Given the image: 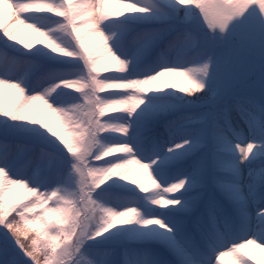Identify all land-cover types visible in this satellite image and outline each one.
<instances>
[{
    "label": "snow or ice",
    "instance_id": "1",
    "mask_svg": "<svg viewBox=\"0 0 264 264\" xmlns=\"http://www.w3.org/2000/svg\"><path fill=\"white\" fill-rule=\"evenodd\" d=\"M37 13L56 17L57 27L34 25ZM0 14V36L30 51L46 47L57 54L54 59L68 57L64 63L72 65L56 67L35 55L0 52V93L9 88L28 97L20 113L10 111L13 105H5V111L11 119L18 115L41 125L47 131L38 141L49 145L38 155L35 174L26 178L18 167L15 174L9 171L19 155L0 144L5 161L0 168L8 176L0 187V264H222L228 255L237 264H253L248 246L264 249V0H150V5L140 0H7ZM14 22L43 39L19 38ZM105 24L114 31L103 30ZM57 30L70 36L72 47L49 48L45 34ZM20 67L28 70L25 76L35 75V84L17 75ZM93 73L99 74L93 76L98 84L123 82L100 93L107 97L100 119L111 115L108 103L127 110L124 131L132 137L134 154L166 189L167 199L157 206L167 213L127 211L138 204L102 191L113 177L105 176L99 187L86 181V173L95 177L100 163L91 161L86 171L81 166L91 150L86 130L63 138L55 129L48 131L46 100L52 88L41 91L40 82L65 89L67 98L77 101L74 107L83 109L89 101L79 88ZM169 86L206 87L212 102L201 106L179 97L182 104L156 105L147 95ZM39 106L43 114L36 111ZM155 124L158 132L152 131ZM14 189L22 194L10 199ZM97 208L104 214L99 222L87 214ZM133 224L159 227H117ZM147 237L159 240L164 251L148 252L131 243Z\"/></svg>",
    "mask_w": 264,
    "mask_h": 264
},
{
    "label": "clouds",
    "instance_id": "2",
    "mask_svg": "<svg viewBox=\"0 0 264 264\" xmlns=\"http://www.w3.org/2000/svg\"><path fill=\"white\" fill-rule=\"evenodd\" d=\"M100 3L110 4L112 0H100ZM52 19L56 20L57 18L52 17ZM33 23L37 25V23ZM103 30L111 32L114 31V27L105 24ZM45 38L51 41V43H49V48H52L53 45L59 46V44H64L68 47L73 46L70 36L61 30L54 31L51 35L46 33ZM52 50L55 51V48H52ZM119 74L120 72L112 73V75ZM93 76L99 77V74L93 73L87 76L86 80L79 88L89 101L87 106L83 109L74 107L77 101L67 98L65 89H60L59 86L53 88V82L51 81L40 82L39 87L41 91L52 88L50 99L46 100L48 108L45 113V119L48 121V131H53V129H55L54 134L63 138L65 134H79L86 130L87 135L85 137V144L90 145L91 150L88 152V156L85 157V161H81V166L86 171L91 161L100 162L95 165L97 168L96 176L92 177L86 173V181L89 184L95 181L96 187L104 183L105 176L118 177L123 181L129 182L128 184H121L120 180H112V183L105 185L102 191H108L113 187L123 189L125 193L123 196V203H135L139 205L138 208H128L126 210L135 213L144 209L145 212L142 215H146L147 211L151 209V205H157L161 201L167 199L168 193L160 181L157 180L156 175L153 174L151 166H146L144 162L134 154L136 150L132 148V137L124 131L127 126L128 118L122 114L127 113V110L117 103H108L107 112L111 113V115L106 116L105 119H100V116L104 115V112L100 111L101 104L107 99V97L101 96L100 93L105 92L107 85H111L113 89H119L123 87V82L105 79L102 84H98L97 80L93 79ZM201 79L206 81L208 77L207 75H202ZM69 87H75V85H69ZM170 87L175 88V86ZM140 90L142 89L138 87L137 91ZM180 90L182 92L187 91L185 89ZM206 93V87L193 89L187 91V96L184 97V99L197 105L206 106L212 102L211 94L206 95ZM73 95L75 94L73 93ZM117 95H124V93H117ZM193 97L194 99H190ZM27 102L28 97H22L19 103L12 106L10 111L12 113H20ZM238 102V100H233L231 103L235 104ZM0 112L4 113V116L0 117V120L4 121V126L7 128L16 127L12 124V121L22 120L18 115L11 120H6L5 117L9 118V112L5 111V105L3 104H0ZM69 121L71 124L66 127L65 125H67ZM97 121H99V124H97ZM4 126H0V144H8L13 155H19L17 167L27 175L29 167H35L38 155L46 151L49 145L45 142L33 145V143L19 136L5 135ZM102 132L104 135H101ZM42 133V131L36 130L33 135L39 138ZM72 138L78 139L79 137L73 136ZM125 141L129 142L125 143ZM93 153H95V155H93ZM141 154L147 158L146 153ZM106 157H110L111 159H105ZM0 163H5V161L0 160ZM9 171L13 174L16 173V171H13V168H9ZM129 177H132V179L130 180ZM7 179L8 176L5 170L0 168V184H4ZM20 183H25V187L27 186L25 181H20ZM165 183H167L166 180ZM137 189H139V191H137ZM141 193H146L147 195H141ZM148 201H151V204H148ZM87 214L93 216L97 222L101 221L104 217L103 212L98 208L87 210Z\"/></svg>",
    "mask_w": 264,
    "mask_h": 264
},
{
    "label": "rangeland",
    "instance_id": "3",
    "mask_svg": "<svg viewBox=\"0 0 264 264\" xmlns=\"http://www.w3.org/2000/svg\"><path fill=\"white\" fill-rule=\"evenodd\" d=\"M7 3V0H0V8H3V6ZM141 4L144 5H150V0H140ZM42 11H46V9H42ZM33 22L37 23L38 26H42L45 29H55L56 28V20H53L52 17L49 16L47 13H37L33 16ZM3 23V15L0 14V24ZM12 27H14L15 34L24 40H34L38 41L39 39H43L42 37H38L36 33L33 32V30L28 29L27 27L23 25H17L16 22L13 23ZM92 46H95V42H90ZM35 46V44H34ZM42 46H38V48H34L31 51L24 48V46L19 44V41L13 42L11 40H8L6 37L0 36V52H6L9 57L15 56L17 58H23L25 56H38L41 59L45 60L47 63L56 66V67H68L72 65H66L64 62L71 59L68 57L61 56L59 59H54V57L57 56L56 53L52 52L50 49H47L46 47H43L42 51H39V48ZM82 66V65H81ZM28 71L25 67H20L17 70V75L25 76V72ZM171 80H176L177 78L171 77ZM25 81L27 84H35L36 83V77L31 72H28V74L25 76ZM74 91V90H71ZM26 94V93H25ZM176 94V95H173ZM145 95V94H142ZM147 95L154 97L153 103L156 105H168V104H182L183 100L179 99V97H186L187 94L183 93L180 89H174L170 86L162 89V90H152ZM22 99V96L19 94L18 90L16 89H9L5 88L4 90V96L2 93H0V104L6 105V106H12L14 104H17ZM190 99H194L190 98ZM147 101L145 102V106H147ZM143 107V106H142ZM36 111L43 114L44 109L42 106H39L36 108ZM123 116H126L128 119H130L129 115L127 113H123ZM4 114H0V117H3ZM6 120H11V118L5 117ZM12 124L15 125V128H7L4 126V121L0 120V126H4L5 131H12L15 132L16 136H19L23 139H25L28 142H37L38 137L33 135V133L36 130H40L42 132H46V129H43L41 125H39L36 122H29V121H12ZM153 132L159 131V125L155 124L152 126ZM58 139V138H57ZM145 146L147 147V141L145 142ZM141 153H145L144 149L140 150V155L143 157ZM17 170V166H13V171ZM35 167H29L27 176H32L35 174ZM112 180H120L121 184H128L129 182L123 181L121 178L113 177L107 184H111ZM106 184V185H107ZM3 184H0V187H2ZM105 187V186H104ZM135 187V186H133ZM139 191V189H137ZM109 193H111L114 197H123L125 195L123 189L113 187L108 190ZM22 193L18 189H14L13 192L10 194L9 198L14 199L16 195H21ZM141 195H147L146 193H141ZM148 204H151V201L147 202ZM139 206V205H138ZM142 210V214H144L145 210ZM155 210V211H154ZM168 209L157 206L152 204L151 209L147 211V214L145 216L152 215L156 212H159L161 214L167 213ZM142 227V228H156L159 226H142L138 224L133 225H121L117 227H124V228H130V227ZM107 235V234H105ZM133 246L143 249L148 252H163V246L159 242V240L151 237L137 239L135 241L131 242ZM246 251L249 252V259H253V264H264V249L258 248L256 245H249ZM222 264H237V260L234 256L228 255L223 258Z\"/></svg>",
    "mask_w": 264,
    "mask_h": 264
}]
</instances>
